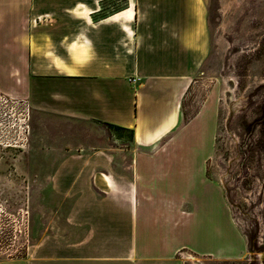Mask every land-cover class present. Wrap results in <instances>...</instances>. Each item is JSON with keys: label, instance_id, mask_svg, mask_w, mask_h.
Instances as JSON below:
<instances>
[{"label": "crops", "instance_id": "0c3cea01", "mask_svg": "<svg viewBox=\"0 0 264 264\" xmlns=\"http://www.w3.org/2000/svg\"><path fill=\"white\" fill-rule=\"evenodd\" d=\"M207 18L205 0H0V94L35 113L131 135L125 147L51 156L45 188L63 213L26 264H181L190 252L232 254L212 253L213 232L198 231L203 221L214 226L221 202L207 175L217 110L204 102L183 117L209 54ZM203 133L205 154L188 157Z\"/></svg>", "mask_w": 264, "mask_h": 264}, {"label": "rangeland", "instance_id": "374dc122", "mask_svg": "<svg viewBox=\"0 0 264 264\" xmlns=\"http://www.w3.org/2000/svg\"><path fill=\"white\" fill-rule=\"evenodd\" d=\"M205 2L209 54L184 98L183 117H191L204 102L217 110L207 175L219 184L221 202L214 206V226L203 221L198 231L204 238L213 232L212 253L232 254L215 258L190 252L178 258L181 264H264V0ZM28 125L24 148L0 147V264H26L44 229L60 224L63 212L51 209L53 199L45 188L56 166L52 155L73 148L100 150L107 142L125 147L131 140L117 128L31 109ZM204 125L209 126L206 120ZM200 141L197 152L188 149V157L205 154L206 133ZM188 164V170H196L195 162ZM222 197L236 230L225 218ZM187 233L192 241V232Z\"/></svg>", "mask_w": 264, "mask_h": 264}, {"label": "built area", "instance_id": "2783aa9c", "mask_svg": "<svg viewBox=\"0 0 264 264\" xmlns=\"http://www.w3.org/2000/svg\"><path fill=\"white\" fill-rule=\"evenodd\" d=\"M0 147L24 148L28 143L30 108L24 100H13L0 94Z\"/></svg>", "mask_w": 264, "mask_h": 264}, {"label": "trees", "instance_id": "16d2710c", "mask_svg": "<svg viewBox=\"0 0 264 264\" xmlns=\"http://www.w3.org/2000/svg\"><path fill=\"white\" fill-rule=\"evenodd\" d=\"M106 127H108L109 125L108 124H105Z\"/></svg>", "mask_w": 264, "mask_h": 264}]
</instances>
